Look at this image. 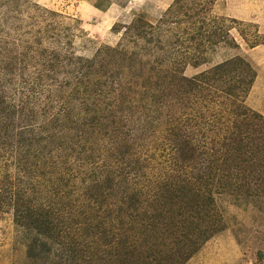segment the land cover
Segmentation results:
<instances>
[{"label": "rangeland", "instance_id": "1", "mask_svg": "<svg viewBox=\"0 0 264 264\" xmlns=\"http://www.w3.org/2000/svg\"><path fill=\"white\" fill-rule=\"evenodd\" d=\"M198 1L207 7V11L201 14L205 22L202 24L203 35L198 34L190 41L192 34L187 31L193 27L186 22L175 25L168 21L160 23L161 32L153 33V36L158 35L156 39L160 43H166L174 39L173 34L177 32L183 46L190 44L186 51L181 50L178 56L175 55L178 59L173 55L164 56L151 43L144 50L141 48L146 44L139 33L144 28L148 30L147 24L155 25L167 16L169 19H182L187 11L185 8L197 5ZM214 30L217 33L213 37L215 43L207 42L208 34ZM120 43L128 52H139L140 61L147 63L141 66L136 61L132 66L125 63L119 67L122 61L117 59V65L109 63L96 67L94 70L100 71L101 82L112 79L114 82L120 81L105 101L123 107L122 115H127L129 108L138 114L143 113L141 117H145V113L155 112L159 122L154 126L149 124L150 129L143 131L142 119H139L140 116L136 118V115L128 121L123 120L127 121L126 125L115 131L119 132L117 136L109 130L93 134L94 129L89 127L86 135L88 132L92 134L85 143L86 151L85 147L77 146L76 139H73L75 135H83L79 130L64 134L57 131L54 135L55 131L52 133L50 126H47L48 129L41 133L43 140L40 145L48 141L53 149L49 153L48 164L37 170L38 176L34 181L38 188L35 193L28 190H23L20 195V191L17 193V203L33 211L44 209L47 205L64 208L62 219L72 223V231H81L85 226L82 225L83 216L79 210H83L87 216L90 207L98 200L104 204L116 202L128 187L135 189L143 184L159 189L171 175H178L171 166V161L174 163L176 158L174 149L168 145L172 142L171 132L176 131L173 126H180V134H188L191 142L201 145L204 150L210 151L213 141H219L215 144L225 150L222 146L223 133L230 127L233 114L228 110L221 118L210 117L211 111L217 114L219 109L225 111V104L220 103L222 99L215 97L221 95L220 91L225 85L215 82L214 87L202 90L201 96L197 94L196 100L199 101L187 107L174 105V102L163 105V100L160 101L157 96L152 100L150 92H143L141 87L148 86L147 83L151 86L154 84L156 71L174 72L177 78L182 75L193 79L223 61L240 58L254 74L251 85L239 97L240 104L264 118V0H0V73L14 81L23 75L26 78L36 73L37 68L29 67L34 66L33 59L27 69H22L25 56L30 51L34 56L41 51H51L59 58L64 57L61 61L64 69L59 68L53 74L48 73L47 78L43 77L49 86L39 94V102L34 108L36 111L45 106L48 110L43 114L57 115L60 121L66 119L58 114V101L61 99L54 98L62 93L57 82L73 80L75 66L77 69L81 67L80 64L75 65L77 57L81 60L92 59L100 49L118 47ZM197 43H200L199 49H206L201 55H198ZM27 46L29 49H24ZM103 51L100 53L103 54ZM157 59L160 61L158 65L151 63L157 62ZM8 62L10 64L7 66ZM148 74L153 78H147ZM90 75L93 77V74ZM49 77L54 80H49ZM143 78L146 83H142ZM64 91L63 94L70 92L71 86L64 88ZM72 104L77 107L81 102L73 100L70 106ZM191 108H197L204 114L206 121L200 126H194L190 121L182 124L175 120V112L192 113ZM227 114L229 121L225 118ZM117 117L120 116L117 114ZM143 122L146 123L145 120ZM102 123H107V118ZM10 160L0 161V166L5 165L3 168H6L0 171V183L5 173L11 181L16 174H21ZM67 176L74 177L69 178L68 182ZM103 176L112 179V186L105 190L106 194L102 188L95 189ZM67 189H70L69 196L63 192ZM90 191L92 196L84 195ZM213 196V209L216 216H222L223 229L208 237L184 264H264V183L259 190L253 188L247 195L229 190L216 192ZM15 204L12 198L11 202L3 203L0 211V264H107L108 257L103 256L105 248L95 252L98 244L96 236L92 234L86 240L91 252L81 258L77 257L76 252L74 259L67 261L64 254L66 249L60 248L58 243L37 235L32 227L15 223L13 211L17 214L19 210ZM104 217L103 212L101 219ZM23 219L22 223L29 222L26 217ZM93 231L97 234L96 229ZM82 241H85L82 235L76 236L77 243Z\"/></svg>", "mask_w": 264, "mask_h": 264}, {"label": "trees", "instance_id": "2", "mask_svg": "<svg viewBox=\"0 0 264 264\" xmlns=\"http://www.w3.org/2000/svg\"><path fill=\"white\" fill-rule=\"evenodd\" d=\"M198 4L185 8L187 11L184 12L182 19L174 20L173 17L169 19L167 16L155 25L147 24L148 30L144 28L139 33L145 38L146 44L141 48L144 50L151 43L164 56H178L181 50L186 51L190 44L183 46V40L177 32L173 34L174 39L166 43H160L156 39L158 35L153 36V33L160 31V23L168 21L175 25L186 22L193 27L192 32L187 31L192 34L190 41H193L198 34L203 35L202 24L205 22L202 21L201 14L207 11V7L202 2ZM125 34H127L126 30ZM216 35L215 30L210 32L207 42L215 43L213 37ZM197 45L198 55L203 54L206 49L203 47L199 49L200 43ZM103 50L100 49L92 59L81 60L77 57L78 61L75 65L80 64L81 67L77 69L75 66L76 75L73 80L57 82L62 93L55 95L54 98L61 99L58 101L60 104L58 114L63 115L66 119L64 121H60L57 115L43 114V111L48 110L45 106L34 110L35 104L39 102V94L44 93L43 91L49 86L43 77L47 78L48 73L53 74L59 68L64 69L61 63L64 57L59 58L51 51H41L34 56V53L30 51V54L25 56L22 69H27L29 62L33 59L34 66L29 67L38 69L31 75L33 77L25 78L23 75L14 81L0 73V161L11 158L10 161L21 173L16 174L13 181L9 180L6 173L4 174L0 183V211L4 207L3 203L11 202L13 198V203H16L19 208L17 214L13 211L15 223L32 227L37 235L52 243H58L60 248L66 249L64 254L67 261L73 260L76 252L77 257L80 258L91 252L86 240L92 234L96 236V245L98 244L95 252L98 253L105 248L103 256L108 257L107 264H184L208 237L223 229L222 216H216L213 209V194L236 190L237 193L247 195V192L253 188L259 190L264 183V118L258 113L246 110L240 104L239 97L247 91L254 78L249 65L240 58L223 61L193 79L182 75L177 78L174 72L156 71L154 84L151 86L147 83L148 86H141L143 92H150L152 100L157 96V99L164 101L163 105L174 102V105L181 104L187 107L199 101L196 100L197 94L201 96L202 90L214 87L215 82L224 84L220 91L221 95L215 97L222 99L220 103L225 104V111L221 112L219 109L218 114L211 111L210 117L220 116L221 118L228 110L233 114L230 127L223 133L222 146L225 150L217 147L219 141H213L210 151L204 150L201 145L191 142L188 134L186 136L184 133L180 134V126H173L176 131L171 132L172 142L168 145L174 149L176 158L174 163L171 161V166L178 175H171L168 182L159 189L150 188L144 184L135 189L126 187V193L118 197L116 202L104 204L98 200L97 204L90 207L87 216L83 214V210H79L78 212L83 216L82 225H85L81 231L78 229L72 231V223L63 221L62 212L65 209L60 206L47 205L44 209L39 208V211H33L17 203L18 195L23 190L36 192L38 186L34 180L38 176L37 170L50 161L49 153L53 149L49 145L51 142L47 141L44 145H40L43 140L41 133L48 129L47 126H50L52 133L55 131L54 135L57 131L64 134L70 130H79L83 135H75L73 139H76L77 146L85 147L92 133L101 134L102 130H109L117 136L119 132L115 133V131L126 125V122L136 115V118L140 116L139 119H142L143 131L150 129L149 124L154 126L159 122L155 112L145 113V117H141L143 113L138 114L136 110L129 108L127 115H122L123 107H117L111 101H105L106 96L116 90L115 86H119L120 81L114 82L111 78L113 81L101 82L98 73L100 71L94 70L96 67L106 66L109 63L117 65V59L122 61L119 67L125 63L126 66H132L136 61L142 66L146 65L147 61L141 62L139 52H128L123 43H120L118 47H108ZM101 51L103 54L100 53ZM181 56L183 57V53ZM159 62L157 59V62L151 63L158 65ZM9 64L8 62L7 66ZM90 74H93V77ZM146 77L153 78L149 74ZM49 80L54 79L49 77ZM142 83H146L144 78ZM68 86H71V91L63 94L64 88ZM172 95L175 97L170 98ZM73 100H80L81 105L70 106ZM190 113L175 112V120L178 123L181 121L182 124L190 121L195 124L194 126H200L206 121L204 114L197 108ZM117 114L120 117L115 118ZM106 118L107 123H102ZM225 118L226 121L230 120L228 114ZM144 120L146 123L143 122ZM89 127H92L94 131L86 135ZM217 128L220 129V127ZM84 149L86 151L87 147ZM3 166L5 165L0 166V171L6 169ZM188 170L190 171L186 173ZM86 173L84 174L88 177ZM73 177L67 176L66 180L70 182L69 178ZM121 178L123 180L122 173ZM111 186L112 179L103 176L95 189L102 188L106 194L105 190L110 189ZM63 192L67 196L70 195V189ZM84 195L92 196L93 193L90 191ZM20 207L23 208L20 209ZM103 212L105 217L101 219ZM112 214L114 215L112 218H106ZM25 217L28 223H22ZM95 229L97 234L93 231ZM78 235H82L85 241L77 243Z\"/></svg>", "mask_w": 264, "mask_h": 264}]
</instances>
